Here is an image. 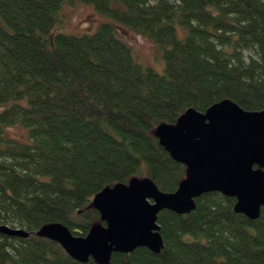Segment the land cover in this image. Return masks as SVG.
Masks as SVG:
<instances>
[{"label": "trees", "instance_id": "trees-1", "mask_svg": "<svg viewBox=\"0 0 264 264\" xmlns=\"http://www.w3.org/2000/svg\"><path fill=\"white\" fill-rule=\"evenodd\" d=\"M79 1L106 19L92 34L59 30L68 0H0V225L29 233L0 234V264H81L37 232L62 224L87 237L105 225L95 196L133 179L176 192L187 169L160 145V125L226 99L264 111V0ZM116 26L153 41L164 72L139 63ZM236 202L210 193L190 214L162 211V252L110 264H264V208L253 221Z\"/></svg>", "mask_w": 264, "mask_h": 264}, {"label": "water", "instance_id": "water-1", "mask_svg": "<svg viewBox=\"0 0 264 264\" xmlns=\"http://www.w3.org/2000/svg\"><path fill=\"white\" fill-rule=\"evenodd\" d=\"M171 158L186 166V178L174 193L162 192L150 178L103 189L93 201L101 221L87 237H75L62 224L45 225L37 236L58 243L76 262L91 258L110 264L114 253L164 249L158 215L192 213L196 200L219 193L236 199L235 212L257 220L264 208V111L249 112L230 99L206 113L188 110L176 125L155 131ZM0 234L27 239L21 228L0 225Z\"/></svg>", "mask_w": 264, "mask_h": 264}, {"label": "rangeland", "instance_id": "rangeland-1", "mask_svg": "<svg viewBox=\"0 0 264 264\" xmlns=\"http://www.w3.org/2000/svg\"><path fill=\"white\" fill-rule=\"evenodd\" d=\"M61 11L62 24L60 31L72 35L92 34L98 26L106 21L93 6L83 4L79 0H68ZM119 36L133 49L139 63L150 67L159 73L165 69V61L162 52L156 44L133 31L116 26ZM11 138L25 141L27 133L24 129L13 128L8 130ZM16 228H19L17 225Z\"/></svg>", "mask_w": 264, "mask_h": 264}]
</instances>
